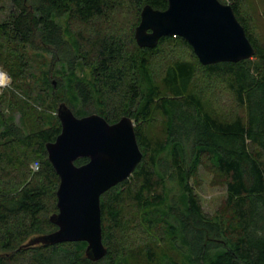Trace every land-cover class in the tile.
<instances>
[{"label":"trees","instance_id":"16d2710c","mask_svg":"<svg viewBox=\"0 0 264 264\" xmlns=\"http://www.w3.org/2000/svg\"><path fill=\"white\" fill-rule=\"evenodd\" d=\"M220 1L254 58L203 65L180 36L140 47L143 8L166 10L169 0H12L0 23V65L18 89L0 96V264H264V40L245 0ZM180 48L188 56H171ZM202 77L225 86L228 112L197 88ZM62 103L111 124L131 117L143 152L130 179L101 198L108 253L98 262L86 242L26 247L58 229L60 177L47 144L62 131ZM201 167L227 188L214 214L191 184Z\"/></svg>","mask_w":264,"mask_h":264},{"label":"water","instance_id":"95a60500","mask_svg":"<svg viewBox=\"0 0 264 264\" xmlns=\"http://www.w3.org/2000/svg\"><path fill=\"white\" fill-rule=\"evenodd\" d=\"M169 36L186 39L203 65L238 63L256 55L233 7L220 0H169L166 10L146 5L136 28L138 45L154 48ZM2 75L7 84L11 78ZM58 117L62 131L47 144L49 159L60 177L59 211L51 217L58 229L33 238L26 247L86 242L87 257L98 262L108 253L101 198L130 179L143 159L135 123L127 116L114 124L97 113L77 117L66 103L60 105ZM82 158L88 162L77 165Z\"/></svg>","mask_w":264,"mask_h":264},{"label":"rangeland","instance_id":"374dc122","mask_svg":"<svg viewBox=\"0 0 264 264\" xmlns=\"http://www.w3.org/2000/svg\"><path fill=\"white\" fill-rule=\"evenodd\" d=\"M11 7L12 0H0V23L8 18ZM244 9L253 18V24L264 40V0H245ZM179 54L188 56L186 50L183 48L177 49L171 56ZM165 60L168 61V59ZM163 62L165 61L157 64V70L162 68ZM0 72L6 73L8 77L11 78L7 84L0 86V96L17 91L18 89L12 84V77L2 65H0ZM196 84L197 88H202L205 91L206 98H208L212 107L221 114L228 112L229 109L226 108L229 107L228 105H233L229 92L222 83L207 82V80L202 77L201 80L196 81ZM4 105L9 104L5 103ZM6 112H8V110H6ZM16 122L20 123L19 114L16 115ZM32 168L34 171H38L35 163L32 165ZM191 184L195 188L204 211L209 214L217 212L227 199V188L223 184L220 175L212 168L201 167L199 169L198 178L195 181L191 180Z\"/></svg>","mask_w":264,"mask_h":264},{"label":"clouds","instance_id":"9594fccd","mask_svg":"<svg viewBox=\"0 0 264 264\" xmlns=\"http://www.w3.org/2000/svg\"><path fill=\"white\" fill-rule=\"evenodd\" d=\"M6 82V78L3 75H0V84H5Z\"/></svg>","mask_w":264,"mask_h":264},{"label":"built area","instance_id":"2783aa9c","mask_svg":"<svg viewBox=\"0 0 264 264\" xmlns=\"http://www.w3.org/2000/svg\"><path fill=\"white\" fill-rule=\"evenodd\" d=\"M0 75H2V73ZM0 86H4V84H0ZM35 166L39 169V164L38 163H35Z\"/></svg>","mask_w":264,"mask_h":264},{"label":"bare ground","instance_id":"6f19581e","mask_svg":"<svg viewBox=\"0 0 264 264\" xmlns=\"http://www.w3.org/2000/svg\"><path fill=\"white\" fill-rule=\"evenodd\" d=\"M0 74H1V72H0Z\"/></svg>","mask_w":264,"mask_h":264}]
</instances>
